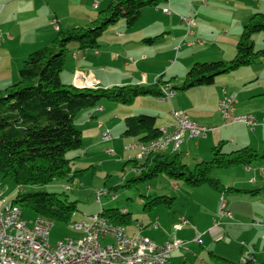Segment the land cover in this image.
<instances>
[{
    "label": "crops",
    "instance_id": "crops-1",
    "mask_svg": "<svg viewBox=\"0 0 264 264\" xmlns=\"http://www.w3.org/2000/svg\"><path fill=\"white\" fill-rule=\"evenodd\" d=\"M110 2L0 0L4 5L0 12V26L4 32L0 41V89L17 82L20 69L28 56L51 45L60 30L90 25L98 17L95 12L105 9ZM165 9L170 12H165ZM256 13H264V0H164L158 6L143 8L141 19L136 24L141 25L138 31L129 30L121 20L102 35L98 48L81 49L78 44H73L71 52L67 53L61 79L77 87L93 88L152 85L162 79L163 82L170 81L162 88L174 92L175 85L182 84L195 63L233 59L245 24ZM183 16L195 17L197 24L192 33H188ZM53 20L58 22L59 29L54 27ZM253 42L255 49H264V32L254 34ZM229 73L228 76L216 77L212 86L208 85L209 88L199 86L181 90L184 92H174L170 98L166 95L157 97L159 102L141 96L129 105L103 100L96 107L82 109L76 114L75 121L82 131L83 146L94 148L96 138H105L108 130L111 134L108 139L113 138L111 131L119 130L122 134L126 117L132 115L143 112L158 114V126L170 130L174 124L171 114L173 109L186 111L190 119L199 123L202 120L200 113L190 112V109L202 108V111L213 116L207 121L215 124L209 135L200 139L186 135L177 150L174 151L173 144H168L157 152L179 153L181 156L185 152L186 157H191L195 152V155L204 159H208L212 149L218 145L222 149L227 146L231 151L251 147L263 152L264 58ZM223 89L237 95V114H253L257 117L259 124L255 129H250L244 123H224L218 108ZM190 93L204 94L206 99L197 106L190 101ZM165 110L168 112L164 113ZM124 139L123 146L126 147L128 160L137 159L139 149L133 144L139 140L129 136ZM71 158L73 163L76 162V153ZM242 166L250 178L248 183L254 181L253 184H258L257 189L238 187L247 183L245 177H242L234 183H225L219 179L226 188H233L231 191L221 193L210 186L200 190L207 192L213 207L208 209L207 206L202 210L204 205L197 201L199 211L189 213L192 215L187 216L188 219L181 217L185 218L186 223L181 229L175 227L177 232L169 235L170 239L166 241H182V245L171 252L169 264H236L241 263L246 250L252 252V264H264V207L242 210L238 208V198L226 195L228 192L253 195L264 193V157L249 166ZM19 189L24 190L25 187ZM222 200L231 217H221ZM36 217L25 218L31 221ZM158 226L159 223H156L155 227ZM139 228L141 226H133L130 229L127 227V230L133 233ZM77 232L83 235L81 231ZM144 232L151 238L146 229ZM198 236H201L202 242L194 240Z\"/></svg>",
    "mask_w": 264,
    "mask_h": 264
},
{
    "label": "trees",
    "instance_id": "trees-1",
    "mask_svg": "<svg viewBox=\"0 0 264 264\" xmlns=\"http://www.w3.org/2000/svg\"><path fill=\"white\" fill-rule=\"evenodd\" d=\"M163 1L111 0L90 25L60 30L51 45L28 56L20 69L19 80L0 89V173L4 177L18 187L73 178L77 172L73 171V158L68 157V153L83 147L82 131L75 124L79 111L96 107L102 100L129 105L141 96H164L162 86L170 81L163 82L162 79L152 85L129 84L107 88L77 87L61 79L72 42L81 49H96L110 25L124 20L128 28L134 27L141 19L143 8L158 6ZM261 32H264V13H256L245 24L233 59L197 62L187 72L182 84L174 88L187 90L212 85L216 77L264 58V49H255L253 42L254 34ZM124 135L148 143L162 138L163 132L155 116L140 114L126 117ZM212 155L210 160L200 161L194 168L183 162L179 153L152 152L144 161L135 159L130 162L139 172L134 181H149L166 175L193 187L207 184L223 193L233 188H226L213 177V170L249 166L262 159L264 151L243 147L224 152L218 145L212 149ZM171 200L174 198L155 196L149 204L170 203ZM15 202L23 210L30 209L36 215L67 224L72 222L76 212L75 202L61 198L56 192L20 190ZM102 213L115 223H132V215L117 208L106 209Z\"/></svg>",
    "mask_w": 264,
    "mask_h": 264
},
{
    "label": "rangeland",
    "instance_id": "rangeland-1",
    "mask_svg": "<svg viewBox=\"0 0 264 264\" xmlns=\"http://www.w3.org/2000/svg\"><path fill=\"white\" fill-rule=\"evenodd\" d=\"M95 13L98 14L99 12L96 11ZM116 24L110 25L104 33L113 29ZM140 26L141 25H136L134 29L130 28L129 30H134V32L135 30L138 31L139 28H141ZM73 44L77 43L72 42L70 44V52ZM228 74L231 73H226L221 76H228ZM180 85V83H177L175 86ZM207 87L209 88V86ZM174 92L184 91L176 88ZM191 94L193 93L189 94V96H191L190 101L197 106H200L206 99V95L204 94ZM146 96L159 102L158 98L154 95ZM104 101L109 103L113 102L109 100ZM211 102L213 101L211 100ZM211 105L212 103H210L209 106ZM163 112L167 113L168 110ZM190 112L196 114L200 113L202 120L198 124L206 126L207 128H211L215 125L207 122L211 120L213 116L212 114L209 115L205 113V111H202V108H193L190 109ZM151 113L143 112L136 115L147 114L155 116L156 118L159 117L157 116L158 114L154 115ZM124 125L125 122L123 123L122 134H120L121 131L119 130L111 131L113 138H96L97 144L94 148L90 149L84 145L83 148L68 153V157L76 153V162L74 161L72 167L73 171L77 172V174L73 176V178L56 179L45 185L27 186L24 190L56 192L61 198H68L70 201H74L76 212L72 219V223L74 221H88L89 216L98 214L106 209L117 208L128 212L132 215V223L126 225L128 229L133 226H141L143 231L146 229L152 240L158 244H165L167 243L166 241L170 239L169 235L173 234V232H177L175 230V224L181 223L182 216L187 218V216L192 215L189 213L199 211L196 205L197 201L204 205L202 210H205L207 206L208 209L213 207L212 202L209 201L207 192L200 191L203 188L210 187L207 184L201 185L200 187H193L183 180H173L166 175H161L149 181H134V179L138 178L139 172L135 170L133 163L128 160L129 158L125 151L126 147L123 146L125 140V135L123 133L125 129ZM210 133L209 131L208 135ZM195 138L200 139L203 138V136ZM110 150L113 151L110 152ZM223 150L224 152L231 151L227 146H224ZM194 153L195 152H193L191 157H186L185 152L181 156L182 161L187 163L190 168H194L198 161L210 160L213 156L211 153L208 159H204L199 158ZM243 168L242 165H239L228 169H214L212 176L217 179H222L225 183H234L235 180H240L242 177H245L247 183L238 185V187L253 190L257 189L258 184H253L255 183L254 181L253 183H248L250 182V178L244 173ZM128 184L132 186H128ZM19 188L20 187L15 185L11 179L4 177V175L0 173V192L2 194L9 197V199H11V197L15 199L20 191ZM101 191L103 193H100ZM161 195L174 198V200H171L170 203L162 202L156 205L149 204L152 201V197ZM226 195H232L238 198V208L242 210H250L254 207L262 209L264 207L263 203L253 204V202L258 201L264 202V193L253 195L251 193L228 192ZM24 212L26 218L36 216V213L30 209H25ZM156 223H159L158 227H155ZM70 224L62 221H54L50 237L52 245H57L59 240L69 236L81 237V233L79 234V232L71 228ZM173 242L175 241H171V243Z\"/></svg>",
    "mask_w": 264,
    "mask_h": 264
},
{
    "label": "built area",
    "instance_id": "built-area-1",
    "mask_svg": "<svg viewBox=\"0 0 264 264\" xmlns=\"http://www.w3.org/2000/svg\"><path fill=\"white\" fill-rule=\"evenodd\" d=\"M3 6L0 3V12ZM165 12L170 11L165 9ZM183 20L188 33H192L197 24L195 17L183 16ZM52 23L59 29L56 20ZM3 34L0 26V41ZM163 91L167 98L174 95V92H168L167 89ZM237 102L236 94H229L223 89L218 108L224 123L226 125L244 123L252 130L255 129L259 120L253 114H237ZM171 114L174 124L170 130L162 129V138L148 143L133 144L139 148L138 155H150L153 147L161 144H173L175 151L184 142L186 135L206 137L211 130L194 122L184 110L173 109ZM104 136L106 139L110 138V131L108 130ZM14 201L15 199L0 195V264H127L118 262V255H133L140 264H169L171 252L182 245L181 240L158 244L146 236L142 228L129 233L124 224L118 223V228L106 227L105 218L108 217L98 213L89 216L88 221H74L70 224L84 227V235L80 238L66 237L54 246L50 242L52 229L48 227V223L28 221L20 217L14 208ZM220 215L231 217L225 208V201L222 202ZM185 223V218H181V223H178L176 228L181 229ZM194 240L202 242L201 236ZM251 256V251H244L241 263L251 261L253 258Z\"/></svg>",
    "mask_w": 264,
    "mask_h": 264
},
{
    "label": "bare ground",
    "instance_id": "bare-ground-1",
    "mask_svg": "<svg viewBox=\"0 0 264 264\" xmlns=\"http://www.w3.org/2000/svg\"><path fill=\"white\" fill-rule=\"evenodd\" d=\"M167 145L168 144L157 145V146L153 147V152H157ZM148 156L149 155H137V159L138 160H144ZM0 195H4V194H2L0 192ZM14 208L17 209V214L20 215V217L25 218L23 208L19 204H17L15 201H14ZM100 214H103V213L100 212ZM33 220L34 221H43V223H48V227H50L51 229L54 226V220H52L51 218L45 217V216L37 215V217ZM105 225H106V227H110V228H118V223L111 221L109 218H105ZM70 227L77 230V231H81L82 234L84 235V227H78L75 225H70ZM73 238H80V237H73ZM118 262H125L127 264H140V261H138V259L136 257H133V255H118Z\"/></svg>",
    "mask_w": 264,
    "mask_h": 264
}]
</instances>
